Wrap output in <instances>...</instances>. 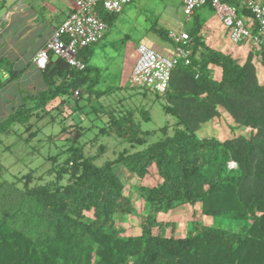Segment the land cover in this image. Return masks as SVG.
Listing matches in <instances>:
<instances>
[{
    "label": "trees",
    "instance_id": "obj_1",
    "mask_svg": "<svg viewBox=\"0 0 264 264\" xmlns=\"http://www.w3.org/2000/svg\"><path fill=\"white\" fill-rule=\"evenodd\" d=\"M246 1L227 0L254 19ZM99 11L107 23L115 15ZM158 32L171 39L165 29ZM189 35V62L176 65L163 93L164 111L176 119L170 132L165 125L158 140L101 165L71 145L58 165L59 181L67 176L63 184L30 186L31 175L23 188L0 181V264H264V83L255 65L256 60L264 67V49L253 46L239 58L208 45L198 29ZM88 69L71 68L51 53L40 69L47 89L24 98L0 121V133L27 124L59 95L74 96ZM144 114L149 118L148 110ZM220 120L230 136L200 135ZM101 130L133 146L155 133L131 116L115 114ZM119 163L141 181L155 167L160 179L136 186L149 208L138 235L116 225L117 218L134 212L131 193L125 194L114 168ZM184 201L199 203L207 217L246 223L239 231L197 223L185 236L154 232L157 215Z\"/></svg>",
    "mask_w": 264,
    "mask_h": 264
},
{
    "label": "rangeland",
    "instance_id": "obj_2",
    "mask_svg": "<svg viewBox=\"0 0 264 264\" xmlns=\"http://www.w3.org/2000/svg\"><path fill=\"white\" fill-rule=\"evenodd\" d=\"M13 6L6 5V8L10 9ZM127 6L129 5L124 8ZM135 6L134 13H125L120 16L117 22L110 25L111 33L106 39L95 44L96 54L92 64L101 69L102 81L105 80L98 88L103 90L106 86L111 89V92L93 98L91 103L85 91L78 98L75 95H59L47 104L46 110H36L27 124L15 123L11 125L8 132L0 133V181L16 182L18 187L23 188L27 176L31 175V179L28 180L30 186L52 185L59 181L58 165L70 154L68 149L71 145L80 146L87 156L92 157L95 163L101 165L108 160H115L124 150L141 149L158 140L163 136L161 128L165 125H168L169 132L173 129L176 119L172 114H166L163 108V104L167 101L166 97L163 94L157 95L153 91L146 94L144 88L135 87L136 81L132 78L125 81L124 62H131V57L138 58L137 50L135 52L129 50L128 57L125 59L127 56L125 47L128 44L130 47H132L131 44H135L137 49V45L142 42L165 56H171L175 50V42L172 39L160 38L150 26L157 25L166 28L171 25L179 30V24H182L183 29L187 31L195 17H187L183 13L179 0H148L147 5ZM247 42L249 48H252L253 44L250 41ZM159 45L161 47H158ZM237 57L243 58V55ZM255 65L259 80L264 83V67L256 60ZM120 84L127 88H115ZM130 94L133 95L132 100L131 97L126 98L125 104L127 106L137 104L140 109L144 107L142 113L138 114L141 128L155 132L143 136L146 139L145 144L135 146L117 135H110L101 130L107 127L108 120V116L102 114L104 113L102 104L111 102L113 103L111 105L117 108L121 99ZM64 99L65 103L60 104ZM94 106H98V110H94ZM145 110L149 111V118H146L145 114L142 116ZM212 127L211 130H200V135L217 136L224 139L233 133L223 120L215 121ZM247 131L248 129H245L243 132ZM114 168L125 183V194L131 193L134 205V212L117 218L116 225L125 234L138 235L141 233L142 217L148 213L149 208L136 186L140 182L144 185H154L160 179L155 167L151 168L150 174L142 181L132 175L123 164H116ZM66 181L67 176L59 182L63 184ZM197 223L239 231L246 222L207 217L203 215L199 203L192 204L184 201L168 212L159 213L153 231L160 232L164 229L167 234L185 236L189 230L197 226Z\"/></svg>",
    "mask_w": 264,
    "mask_h": 264
},
{
    "label": "crops",
    "instance_id": "obj_3",
    "mask_svg": "<svg viewBox=\"0 0 264 264\" xmlns=\"http://www.w3.org/2000/svg\"><path fill=\"white\" fill-rule=\"evenodd\" d=\"M74 1L75 0H0V62H2L0 66L3 64L2 68L0 67V70H2L0 71V121L9 116L12 109L21 105L24 98H31V95L47 89L43 81L42 70L34 64V58L38 51L46 45L55 29L68 17V14L74 6ZM179 1L183 10L184 0ZM147 2L148 0H131V2L127 4L129 6L123 8L120 13H116L109 17L108 30L104 38L96 44L106 39L107 35L111 33L109 29L110 25L117 22L120 16L125 13H134L136 11L135 5H147ZM6 5L14 6L7 9ZM5 11L6 14L4 15ZM191 16L195 17V19L193 24L187 29L188 33L193 31V29H198L203 40H205L208 45L232 53L236 57L238 55L241 57L243 55V58L247 56L250 51L249 49H251L249 48L248 42L242 44L233 43L229 36V30L222 25L210 4L204 5L199 10L197 9ZM150 28L160 37L158 30L161 28L165 29L168 34H170V32L179 31L183 26L179 24V30H176L177 28L175 29L171 25L166 28L164 26L154 25L150 26ZM103 45H105V43H103ZM131 46L132 47H130L129 44L128 46L126 45V54L129 53V50L134 52L137 50L135 44H131ZM158 47L161 46L159 45ZM80 52V56L85 61L86 67L90 68L87 71L85 77L86 82L81 88V92H86L91 103L93 98L108 94L111 92V89L106 86L103 90L98 88L105 80L102 81V76L100 74L101 69L92 64L96 54L95 44L82 49ZM127 57L128 54L125 56V59H127ZM136 60V58L131 57V62H124L123 75L125 81L131 78L132 69ZM5 63L6 65H4ZM16 72H19V75L13 77ZM2 74L4 75L3 78ZM115 88L123 89L127 87L120 84V86H115ZM145 91L146 94L151 92L150 90ZM132 96L133 95L130 94L127 97H123L117 108H114L111 102H106L104 105L102 104V108H104V113L102 114L107 115L108 120L112 114L117 116H131L136 123H140L141 121L138 120V114L139 112L142 113L144 107L140 109L137 104H129V106L125 104L127 102L125 99L131 97L132 100ZM97 107L98 106H94L93 109L98 110ZM143 115L144 113L142 116Z\"/></svg>",
    "mask_w": 264,
    "mask_h": 264
},
{
    "label": "built area",
    "instance_id": "obj_4",
    "mask_svg": "<svg viewBox=\"0 0 264 264\" xmlns=\"http://www.w3.org/2000/svg\"><path fill=\"white\" fill-rule=\"evenodd\" d=\"M130 2L131 0H75L68 17L36 54L34 64L39 69H44L52 53L66 61L71 68L80 71L86 69L80 51L101 41L108 30L107 21L100 15V8L116 14ZM206 4L211 5L222 25L229 30L233 43L250 41L256 48L264 49V0L246 1L245 6L254 18L250 20L240 15L237 6L227 0H184L183 11L190 17ZM169 37L175 42L171 57L144 43L138 44V58L131 73V78L136 81L134 85L163 94L170 87L176 65L180 61L189 62V33L182 28L177 32H170ZM80 91L81 89L74 91V95L79 97Z\"/></svg>",
    "mask_w": 264,
    "mask_h": 264
}]
</instances>
